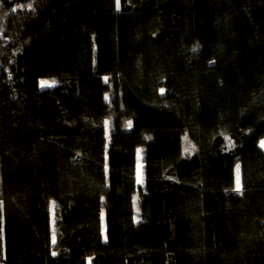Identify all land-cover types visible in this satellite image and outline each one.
Wrapping results in <instances>:
<instances>
[{"label":"trees","instance_id":"obj_1","mask_svg":"<svg viewBox=\"0 0 264 264\" xmlns=\"http://www.w3.org/2000/svg\"><path fill=\"white\" fill-rule=\"evenodd\" d=\"M263 138L264 0H0V264H264Z\"/></svg>","mask_w":264,"mask_h":264},{"label":"snow or ice","instance_id":"obj_2","mask_svg":"<svg viewBox=\"0 0 264 264\" xmlns=\"http://www.w3.org/2000/svg\"><path fill=\"white\" fill-rule=\"evenodd\" d=\"M117 3V8H119L120 6V0H116ZM29 8L32 7L31 4L28 5ZM107 80V77L105 78ZM41 87H51L55 81H47V80H42L41 82ZM164 92V89H161V93ZM108 123V122H106ZM128 126L131 127V122H128ZM231 146V145H230ZM260 147L264 148V140H262L260 142ZM186 151H189V149H186ZM138 182L139 183H143V178H142V173H139L138 175ZM236 192H242V184L240 181V167L239 165H237V169H236V188H235ZM104 239L107 240V235L105 234ZM52 242L55 244L56 243V234L55 231L53 232V237H52ZM53 255H55V253H53Z\"/></svg>","mask_w":264,"mask_h":264},{"label":"rangeland","instance_id":"obj_3","mask_svg":"<svg viewBox=\"0 0 264 264\" xmlns=\"http://www.w3.org/2000/svg\"><path fill=\"white\" fill-rule=\"evenodd\" d=\"M244 134H245V136H247L248 132H245ZM262 140H264V138ZM182 149H183V155L184 156H191L197 152V147H196L193 139L191 138V136L189 134H185L182 137ZM186 149H189V151H186ZM237 165H239V167H240V181H241V166H240V163H238ZM237 165H236V169H237ZM139 173H142V158H141V156H138V160H137V181H138ZM235 179H236V172H235ZM235 186H236V184H235Z\"/></svg>","mask_w":264,"mask_h":264}]
</instances>
